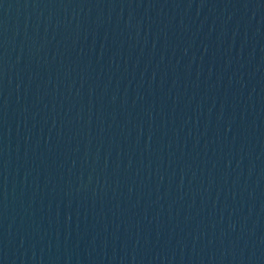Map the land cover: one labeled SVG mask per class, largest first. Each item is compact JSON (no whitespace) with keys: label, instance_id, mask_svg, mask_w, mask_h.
I'll use <instances>...</instances> for the list:
<instances>
[{"label":"water","instance_id":"water-1","mask_svg":"<svg viewBox=\"0 0 264 264\" xmlns=\"http://www.w3.org/2000/svg\"><path fill=\"white\" fill-rule=\"evenodd\" d=\"M0 264H264V0H0Z\"/></svg>","mask_w":264,"mask_h":264}]
</instances>
